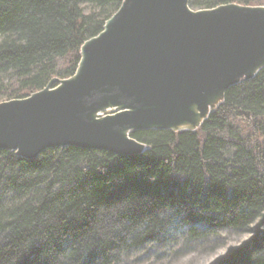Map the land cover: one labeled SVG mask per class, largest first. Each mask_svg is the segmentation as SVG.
Listing matches in <instances>:
<instances>
[{"label":"trees","instance_id":"1","mask_svg":"<svg viewBox=\"0 0 264 264\" xmlns=\"http://www.w3.org/2000/svg\"><path fill=\"white\" fill-rule=\"evenodd\" d=\"M122 1L0 0V98L71 76L83 42ZM230 3L264 6L189 0ZM130 136L143 153L64 147L27 160L0 150V264H131L212 252L244 234L210 264H264V69L230 87L197 130Z\"/></svg>","mask_w":264,"mask_h":264},{"label":"water","instance_id":"2","mask_svg":"<svg viewBox=\"0 0 264 264\" xmlns=\"http://www.w3.org/2000/svg\"><path fill=\"white\" fill-rule=\"evenodd\" d=\"M79 55L71 76L0 102V150L134 156L146 146L131 132L197 130L230 87L264 69V6L123 0Z\"/></svg>","mask_w":264,"mask_h":264},{"label":"rangeland","instance_id":"3","mask_svg":"<svg viewBox=\"0 0 264 264\" xmlns=\"http://www.w3.org/2000/svg\"><path fill=\"white\" fill-rule=\"evenodd\" d=\"M86 9H88V6L86 7ZM56 61H57V65H56L57 69L62 70L61 67L67 65L65 60L58 59ZM52 78H61V77L53 76ZM0 99H1L0 102L6 101L4 100V98H0ZM249 236H250L249 234H244L241 236L230 237L226 241L225 245L220 246L219 248L215 249L212 252H206V253L191 252L178 257H170L169 255H164L162 257L145 255L142 258L135 257L134 258L135 260L131 264H210L214 261V259L223 255L229 247H234L239 245L240 243L244 242Z\"/></svg>","mask_w":264,"mask_h":264}]
</instances>
